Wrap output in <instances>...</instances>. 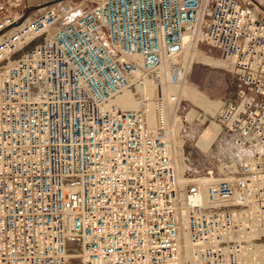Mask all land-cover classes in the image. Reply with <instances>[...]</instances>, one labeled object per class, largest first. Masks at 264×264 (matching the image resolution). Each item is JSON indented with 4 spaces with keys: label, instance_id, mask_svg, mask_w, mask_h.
<instances>
[{
    "label": "built area",
    "instance_id": "built-area-1",
    "mask_svg": "<svg viewBox=\"0 0 264 264\" xmlns=\"http://www.w3.org/2000/svg\"><path fill=\"white\" fill-rule=\"evenodd\" d=\"M88 1L0 0V264H264V8ZM201 42L232 68L227 147L180 172Z\"/></svg>",
    "mask_w": 264,
    "mask_h": 264
},
{
    "label": "rangeland",
    "instance_id": "rangeland-1",
    "mask_svg": "<svg viewBox=\"0 0 264 264\" xmlns=\"http://www.w3.org/2000/svg\"><path fill=\"white\" fill-rule=\"evenodd\" d=\"M49 1L51 0L30 4L36 8ZM71 1L82 2V5L89 3L88 0ZM249 1L253 6L264 8V0ZM196 50L197 53L187 59L189 65L185 83L178 89L181 95L183 87H187V95L181 96V108L184 112L188 110L187 117L190 120L182 136L177 138L176 150L178 168L189 163L188 167L195 173H203L210 164H214L216 157L226 152L227 139L219 129L221 126L217 123L216 116L223 101L229 97L234 82L230 63L220 50L206 42H201ZM148 116L153 120L150 109ZM192 143L197 145L199 150H192Z\"/></svg>",
    "mask_w": 264,
    "mask_h": 264
},
{
    "label": "bare ground",
    "instance_id": "bare-ground-1",
    "mask_svg": "<svg viewBox=\"0 0 264 264\" xmlns=\"http://www.w3.org/2000/svg\"><path fill=\"white\" fill-rule=\"evenodd\" d=\"M197 53V50L196 49H188L186 52H185V54H184V57H183V59H190V58H192V56H194L195 54ZM185 83V82H184ZM182 86L183 85H181L178 89L180 90L181 88H182ZM186 88L187 87H183V89L181 90V96H184L185 94H186ZM187 95V94H186ZM190 96V95H189ZM188 97V96H187ZM116 100H118L119 101V103L123 106V107H132V106H134L135 105V101L133 100V98H132V95H131V92L129 91V90H125V91H123L121 94H119L117 97H116ZM147 114H149V110H148V112H147ZM149 120L150 121H152L151 119H150V117H149ZM219 129H220V131H222V128L221 127H219ZM221 133V132H220ZM191 146V149L192 150H195V151H197V150H199L198 149V147H197V145H195V144H191L190 145ZM186 165H188V164H186ZM176 167H177V170H179L180 172L183 170V168L185 167V166H180L181 168H178V159H177V163H176Z\"/></svg>",
    "mask_w": 264,
    "mask_h": 264
},
{
    "label": "crops",
    "instance_id": "crops-1",
    "mask_svg": "<svg viewBox=\"0 0 264 264\" xmlns=\"http://www.w3.org/2000/svg\"><path fill=\"white\" fill-rule=\"evenodd\" d=\"M31 4H39L40 1L42 0H27Z\"/></svg>",
    "mask_w": 264,
    "mask_h": 264
}]
</instances>
